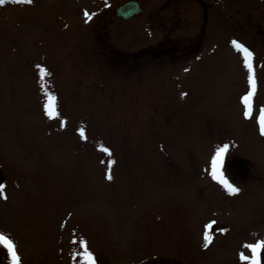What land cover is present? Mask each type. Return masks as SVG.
<instances>
[{"label":"rangeland","instance_id":"obj_1","mask_svg":"<svg viewBox=\"0 0 264 264\" xmlns=\"http://www.w3.org/2000/svg\"><path fill=\"white\" fill-rule=\"evenodd\" d=\"M113 1L0 5V233L21 264H84V242L97 264H243L264 241V4L138 0L122 21ZM225 144L235 195L211 176Z\"/></svg>","mask_w":264,"mask_h":264},{"label":"snow or ice","instance_id":"obj_2","mask_svg":"<svg viewBox=\"0 0 264 264\" xmlns=\"http://www.w3.org/2000/svg\"><path fill=\"white\" fill-rule=\"evenodd\" d=\"M12 3H28L31 4L33 0H11ZM88 19H91V16L89 14H85ZM233 48L242 54L244 65L249 72V83H250V92L247 96L243 98V103L245 105V117L248 119L252 118V112H253V98L255 96L256 91V77H255V68H254V56L251 50H249L247 47L239 43L238 41H232ZM49 73L47 70H41V79H44ZM46 115L50 119H56L59 116L58 109H57V101L56 97L49 95L47 97V103L45 107ZM258 125L260 128V134L264 136V109L260 110V114L258 117ZM81 136L84 137V132L81 131ZM105 152H107L109 155L111 153L104 149ZM230 151V146L225 144L223 146H218L215 152V155L213 156L211 160V176L214 181H216L218 184H220L228 194L235 195L238 194L240 191L239 188L235 187L224 175L223 167L225 163V158L227 154ZM109 180L112 179L111 174L107 176ZM4 192V186L0 185V196L2 198L7 199L6 196H3ZM212 225H208L206 228L204 240H205V247H207L212 242V235H211V229ZM0 246L5 248L11 258L12 264H21L20 257L16 250L15 243L9 239L6 235L3 233H0ZM245 248L249 249V251L252 253L251 257L246 256L244 253L240 254V259L243 262V264H264V260H262V256H264V241H259L255 244L244 245ZM83 248V259L84 264H97V258L93 255L91 251L88 249L87 242H84L82 244Z\"/></svg>","mask_w":264,"mask_h":264},{"label":"flooded vegetation","instance_id":"obj_3","mask_svg":"<svg viewBox=\"0 0 264 264\" xmlns=\"http://www.w3.org/2000/svg\"><path fill=\"white\" fill-rule=\"evenodd\" d=\"M126 1H129V0H116V1H113L111 4H113V5H115L116 7H115V11H114V14H115V17L118 19V20H122V21H129V20H131L133 17H131V18H129V19H125V18H123V17H119V16H117L116 15V8L120 5V4H122V3H124V2H126ZM200 1V4H201V6L203 7L202 9H203V11H204V17H207L208 16V12H209V10H210V8H211V5L209 4V3H207V2H205L204 0H199ZM224 1V0H223ZM226 1H228V0H226ZM232 1V0H231ZM243 3L246 5V6H250V5H254V4H264V1H258V0H243ZM110 4V5H111ZM223 8H225V6L223 7ZM225 10V9H224ZM225 15L227 16V13H225ZM224 20H228L227 18H225ZM252 20V19H251ZM204 28H205V26L203 25L202 27H201V30H203L204 31ZM226 28V27H225ZM262 260H264V256H262Z\"/></svg>","mask_w":264,"mask_h":264},{"label":"water","instance_id":"obj_4","mask_svg":"<svg viewBox=\"0 0 264 264\" xmlns=\"http://www.w3.org/2000/svg\"><path fill=\"white\" fill-rule=\"evenodd\" d=\"M4 0H0L2 2ZM141 11L140 5L137 1H128L117 9V15L124 18H129L130 16L137 14ZM140 264H153L151 262L140 263Z\"/></svg>","mask_w":264,"mask_h":264}]
</instances>
